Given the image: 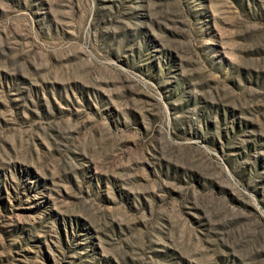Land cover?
<instances>
[{
  "label": "rangeland",
  "instance_id": "374dc122",
  "mask_svg": "<svg viewBox=\"0 0 264 264\" xmlns=\"http://www.w3.org/2000/svg\"><path fill=\"white\" fill-rule=\"evenodd\" d=\"M0 264H264V0H0Z\"/></svg>",
  "mask_w": 264,
  "mask_h": 264
}]
</instances>
